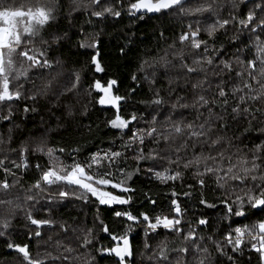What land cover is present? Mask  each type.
Instances as JSON below:
<instances>
[{
	"label": "trees",
	"instance_id": "16d2710c",
	"mask_svg": "<svg viewBox=\"0 0 264 264\" xmlns=\"http://www.w3.org/2000/svg\"><path fill=\"white\" fill-rule=\"evenodd\" d=\"M25 0H14L13 6L18 7ZM34 3L35 0H32ZM133 0H108L116 10L120 11L119 17L106 16L103 20L90 17L83 11H73L72 0H59L54 12L55 19L45 26L40 35L37 36L33 45L38 51L46 50L47 59L51 62L50 68H33L28 72V79L21 78L24 87L21 89L23 96L19 101L11 102V116L8 120L0 119V159L4 160V165L0 167V182L5 179L10 185L7 192L0 190V200L11 201V204H0V221L5 218L11 219L10 227L6 234L0 237V264H21L18 254L7 247L6 242L28 244L30 251L35 258L37 253L42 257L50 253L44 260V264H115L114 255H109L103 250L114 246V242L107 233L101 230L100 221L107 225L110 232L121 234L123 229L131 222L123 217H115L113 210L130 211L132 215L138 216L141 212L148 214L150 218L154 215L175 217L171 201L175 199L180 205L182 229L176 235L163 228H158L155 233L148 230L145 235L146 225L133 224L129 232V242L132 256L127 264H199L203 258L205 264H261L259 254L251 249V241L248 236L243 237L241 249L243 254L234 253L232 246L225 241V236L231 233L235 239L234 227H240L238 220L244 218L229 217L225 219V208L222 203L226 198L234 199L236 195H243L244 191L252 188L254 183L262 181L258 178L255 182L246 180L244 184L229 179L227 182L217 181V174L205 173L203 176L196 175L197 168L190 166L184 168L183 164L194 156L211 154L217 156L223 152L225 159L223 166L227 167V157H232V163H236L239 156L247 155L250 159L255 144L264 143V102H249L251 109L260 108L262 111L255 113V118L242 114L239 118L233 119L230 108L236 101L229 96L228 109L214 107L216 115L223 114V121H215L213 131L209 134L213 139L217 135H222L231 143L221 142L215 147H209L207 143L197 142L192 147V141H188L187 148H180L185 137L175 136L167 142L161 137L160 143L156 144L149 138H145L143 147L145 154L150 149H156L159 156L155 161L141 160L137 162L133 157L136 154L137 145L134 143L131 148L125 149L121 145L129 140L125 134L121 138L117 130L108 126V121L113 118L114 109L110 106H101L96 102L98 93L92 91L88 94L93 78L99 79L102 84H106L108 79L117 80L113 86L114 94L126 97L120 102V114L127 117L135 112L137 122L129 125L136 129H146L150 126V119L156 116V127L163 132L169 127V117L172 121L183 119L185 123L195 121L197 124L203 122L208 116L205 108H200L203 113L197 119L198 113L194 108H172V104L178 97H183L181 103L192 104L198 95H205L209 99L215 96L216 84L222 83L226 91L239 83L232 73L224 72L214 74L219 70L213 66L208 68L207 73H186L180 67V61L174 58V52L181 48L179 36L188 30V25L193 28L201 27V38L208 39L203 32V28L216 18L228 19L229 14L240 16L248 10L255 12L257 18L264 15L262 0H246L240 4L239 8H233V0H185L187 7L196 8L199 6L212 5L215 16L205 12L195 15H180L175 12L169 13H146L143 19H138L136 15L128 14L127 7ZM238 2V0H237ZM260 4V8L255 5ZM211 17V18H210ZM91 20V23H89ZM161 33L164 34L163 38ZM89 34L97 35V49L80 48L79 42L90 39ZM252 35V39L249 36ZM239 38L232 42L230 37ZM41 37L47 40L48 45L41 43ZM57 38L53 41V38ZM261 39H264L262 34ZM254 34H249L247 30H240L236 25H228L227 30H218L213 39H209V44L215 48L223 47V51L216 57L219 59L235 60L236 56L244 58L250 56L254 51L252 45ZM246 42V43H245ZM175 44V48L170 45ZM243 48L244 51H237ZM123 49V54H121ZM99 51L98 59L101 62L104 72L95 73L90 63L91 55ZM185 50V62L191 64V51L187 46ZM211 54V53H210ZM195 55V52L192 53ZM161 57H166L170 62L163 66ZM20 61L17 59V64ZM143 65V71H141ZM26 66V65H25ZM207 67V66H206ZM235 64L233 68L235 70ZM79 75V82L73 88L76 75ZM136 76V80L132 76ZM147 76L148 79L144 77ZM198 80L205 83L201 88L193 89L192 84ZM62 81L64 83H62ZM68 81V82H66ZM154 81V82H152ZM72 89L68 91L67 89ZM163 98L161 105L151 104L155 93ZM35 95L36 99L26 97ZM29 111L25 112V107ZM211 107V105H209ZM35 108V111H32ZM7 109L0 105V117L4 116ZM71 112V115L69 114ZM221 124L225 126L220 127ZM38 146L53 149V155L58 156L65 163H71L69 154L74 155L76 160L83 161L88 156L101 150L120 151L123 155L117 158V164L112 169L113 182L122 180L129 173L131 178L125 183L133 191L120 193L119 189H105L113 194L122 195L125 198L131 196V202L127 205H100L92 197H88V202L77 199V191L68 198H57L58 202L48 203V193H41L37 201H27L25 195H35L36 190L27 192L40 177L41 171L48 167L49 157L43 153L34 151ZM26 148L23 160L27 167H15L22 160L21 149ZM63 148L61 153L58 149ZM180 148L179 151L177 149ZM73 149H79L73 152ZM239 150V151H238ZM257 155L264 156V151ZM160 157H164L161 159ZM169 159H179V166L169 163ZM264 163V161H257ZM209 164L212 162L209 161ZM39 164L40 169L36 168ZM149 166H154L155 171L164 169L179 170L182 177L176 181L161 183L154 177L153 172L147 171ZM203 164L199 170L203 171ZM4 169L11 170L6 173ZM120 169L122 171H117ZM264 171V168H262ZM11 173H14L11 174ZM219 175L223 176L221 172ZM199 179L204 180V186L198 183ZM223 184V187L220 186ZM191 185V187H189ZM58 186H52L50 192L55 193ZM66 191L70 189L66 188ZM175 192L177 195L173 196ZM190 193V195H185ZM145 194L155 204L149 203ZM203 199L206 204H213L215 207L209 208L206 204H201ZM19 205V207H17ZM51 209L50 214L43 209ZM31 211L36 218H51L56 222L55 226L49 228L42 227L41 237L27 238L26 233L31 226L25 218V213ZM247 217L251 222H258L264 217H257V210L245 209ZM99 217V220L97 219ZM199 219H206V225H198ZM244 219V223H249ZM63 223L67 231L62 230L59 225ZM28 225V227H26ZM191 229H195L197 235L196 244L199 251L193 246L192 241H184V235ZM3 230V229H0ZM89 230L91 233L89 235ZM88 235L90 243L83 245L84 237ZM51 236V239L48 237ZM203 236V240L199 237ZM209 237L211 239H209ZM161 241L167 243V261H162L157 255L158 245ZM149 247H145V243ZM215 242V243H214ZM220 244L224 255L216 250V244ZM83 245V246H82ZM181 247H187L188 252L176 251ZM208 252L204 253L203 248ZM72 249L66 252L65 249ZM233 257L229 260L228 257ZM51 257H60L53 260ZM64 257H67L65 259Z\"/></svg>",
	"mask_w": 264,
	"mask_h": 264
},
{
	"label": "snow or ice",
	"instance_id": "6c2138e0",
	"mask_svg": "<svg viewBox=\"0 0 264 264\" xmlns=\"http://www.w3.org/2000/svg\"><path fill=\"white\" fill-rule=\"evenodd\" d=\"M73 11H83L87 13L90 17H95L98 20H103L106 16L119 17L120 11L116 10L108 0H72ZM14 0H0V105L7 109V112L0 119L8 120L11 116V102L19 101L24 95L21 89L24 87L23 83H16L21 81V78L28 79V72L33 68H50L51 62L47 59V52L44 49L37 50L33 45V42L37 36L40 35L41 31L45 26L49 25L52 20L55 19L54 12L58 6L59 0H25L20 6H13ZM246 3V0H233V8L238 9L240 4ZM264 3V0H262ZM256 8H260V4L255 5ZM128 14L136 15L138 19H143L146 13H169L175 12L180 15H195L203 14L205 12L212 13L213 16L216 13L213 10L212 5L199 6L196 8L187 7L185 0H133L127 7ZM264 12V9H261ZM211 18V17H210ZM91 23V20H89ZM197 26L193 28L192 24H189L188 30L181 33L179 36V43L181 48L174 52V58L180 61V67L186 71V73H207L208 68L213 66L215 63V68L218 69L219 73H232L238 78L239 83L233 85L229 91H226L225 87L222 86L221 82L216 84L215 96L211 99L205 95H198L192 104L181 103L183 97H178L177 101L172 104V108L175 109L177 106L180 108H194L196 109L199 118L203 113L199 112L200 108H205L208 112L207 118L203 122L196 123L195 121H190L185 123L183 119H178L172 121L169 117L170 126L165 128L163 132L159 131L156 127V116L153 115L149 121L150 126L146 129H136L133 131L129 125L133 122H137L138 118L136 113L133 112L127 117L120 114V102L126 100V97L114 94L113 86L117 84V80L108 79L106 84H102L99 79L93 78L91 83L90 91L88 94L91 96L92 91L98 93L96 102L101 106H110L114 109L113 118L107 123L111 129L117 130L120 133L121 138L125 134L129 136L127 142L122 143V147L125 149L131 148L135 143L136 154L134 159L137 162L141 160H153L155 161L159 156V152L156 149H150L147 154H145L142 145H144L145 138H149L153 143L159 144L161 137L165 142L170 138L175 136L185 137L180 148H187L188 141L191 140L192 147L194 148L197 142L207 143L209 147H215L221 142L231 143V141L226 140L222 135H217L214 139L209 135L213 131L215 121H223V114L216 115L213 112L214 107L223 108L225 111L228 109L229 96H231L236 103L230 108V112L233 114V119L239 118L242 114L246 116H251L255 118V113L262 111L260 108L251 109L249 102L261 101L264 102V39H261L262 34H264V15L257 18L255 12L248 10L246 13H241L240 16L229 14L228 19L216 18L213 22L208 23L206 27L203 28V32L207 35L208 39L201 38V27L199 26V21L196 22ZM236 25L240 30H247L249 34H254L253 49L254 51L250 56L241 58L236 56L235 60L232 59H219L216 61V57L223 51V47L215 48L209 44V39H213L218 30H227L228 25ZM97 35L89 34L90 39L85 38V40L79 42L80 48H91L97 49L98 40ZM164 34L161 33L163 38ZM238 36L230 37L232 42L238 39ZM57 38H53L55 41ZM252 39V35L249 36ZM41 43L48 45V41L41 37ZM246 43V42H245ZM185 46L191 51L188 55L192 56L191 64L185 62ZM170 47L175 48V44L170 45ZM123 49H121V54H123ZM237 51H244L243 48H238ZM195 52V55L192 53ZM211 53V54H210ZM100 53L95 51L91 55L90 63L93 66V71L95 73L104 72V68L98 59ZM17 59L20 61L17 64ZM163 61V66H167L170 63L166 57H161ZM235 64V70L233 65ZM26 65V66H25ZM207 66V67H206ZM141 71H143V65H141ZM148 79L147 76L144 77ZM132 79L135 81L136 76L133 75ZM79 82V75L75 77V82L73 83V88ZM154 82V81H152ZM205 81L198 80L197 83L192 84L193 89L201 88ZM71 91L72 89H67ZM27 99L35 100L36 96L31 95L26 97ZM151 104L161 105L164 103L163 98L159 93H155L154 98L150 101ZM211 105V107L209 106ZM24 111H29L26 106ZM35 111V108H32ZM71 115V112H69ZM225 125L221 124L220 127L223 128ZM177 149V151L180 150ZM22 160L20 164H16L13 161L15 167H27L26 162L23 160V154L27 151L26 148L21 150ZM34 151L43 152L49 157V165L41 171L39 179L27 189L28 193H31L33 189L36 190L35 195L26 194L24 199L27 201H37V198L41 193H48L47 200L49 204L58 202L57 198H68L70 194H75L79 191V195L76 196L77 199L83 200L85 203L88 202V197L94 198L96 202L100 205L112 206V205H127L131 202V196L124 197L122 195L113 194L111 191L105 189H119L120 193H128L133 191L132 188L128 187L125 181L131 178L129 173L124 179L113 182L111 177L113 176L112 169L117 164V158L123 155L120 151H107L101 150L96 153L91 154L83 161L76 160L74 155H70L71 163H65L58 156L53 155V149H47L42 146H38ZM59 152L63 153L64 149H58ZM79 149H73V152H78ZM239 151V150H238ZM261 151H264V143L255 144L252 150V156L249 159L247 155L239 156L236 163H232V157H227L228 165L223 166V161L225 159L224 153L219 152L217 156L211 154L194 156L192 159L188 160L183 164L184 168L190 166H195L197 168L196 175L198 177L203 176L205 173L217 174V181L227 182L229 179L238 181L240 184H244L246 180H251L255 182L258 178L262 181L259 184L253 185L252 188H248L244 191L243 195H236L234 199L226 198L222 201L225 208V219L229 217H237L248 219L249 223H244V219L238 220L237 223L241 224L240 227H234L233 231L235 233V239H233L231 233L225 236V241L228 245L232 246V251L240 255L243 254L241 245L243 244V237L248 236L251 241V249L259 254V260L261 264H264V218L260 219L258 222H251V218L246 215V207L257 210L255 216L264 217V163H258L257 161H264V156L257 155ZM164 159V157H160ZM212 163L209 164L208 162ZM170 164L175 163L179 166V159L168 161ZM203 164V171L199 170V166ZM4 165V160L0 159V167ZM40 165L37 164L36 168L40 169ZM6 173H10L11 170L4 169ZM117 171H122L117 169ZM149 172H153L154 177L158 179L161 183L167 181H176L182 177V173L179 170L164 169L163 171H155L154 166H149L147 169ZM223 172L224 175L221 176L219 173ZM14 175V173H11ZM198 183L201 187L204 186V180L199 179ZM52 186H58L55 193L49 191ZM223 187V184H220ZM10 187L8 181L5 179L0 182V190L7 192ZM191 187V185H189ZM68 188L70 191H66ZM173 196L177 194L172 193ZM185 195H190V193H185ZM145 198L149 200V203L155 204L154 200H151L145 194ZM11 201L0 200V204H11ZM201 204H206V201L201 199ZM173 205V211L175 212V217L169 218L168 216L154 215L150 218L148 214L143 212L140 213L139 217L132 215L130 211L113 210V215L115 217H123L126 221L131 222L123 229L121 234L117 235L110 232L107 225L100 221L101 230L108 234L110 239L114 242V246L105 248L103 251L107 252L109 255H114L115 264H127L128 260L132 256L131 245L129 242V232L132 230L133 224L139 225L141 223L145 224V235L148 234V230L153 233L157 231L158 228H163L179 235L182 229L179 227L181 224V213L182 210L180 205L175 199L171 201ZM207 207H215L213 204H206ZM19 207V205H17ZM46 213L51 212V209H43ZM25 218L31 226L26 233L27 238L31 240L33 237H41V229L44 226L49 228L55 226L56 222L51 218H36L33 216L31 211L25 213ZM99 220V217L97 216ZM208 221L206 219H199L197 221L198 225H206ZM11 219L5 218L0 221V237L5 236L6 230L10 227ZM28 227V225H26ZM59 227L67 231V228L63 223ZM91 230H89V235ZM51 239V236L48 237ZM184 241H192L193 246L199 251V245L195 242L197 241V235L195 229L189 230L183 237ZM203 240V236L199 237ZM209 239H211L209 237ZM88 235L83 239V245L90 243ZM215 243V242H214ZM8 249L14 250L21 261V264H44V260L47 256H51L50 253L42 257L40 253L34 258L28 244H19L13 242H6ZM82 245V246H83ZM145 247H149L147 242ZM182 253H187V247H181L175 249ZM216 250L224 255L223 249L220 244H216ZM66 252H71L72 249L66 248ZM167 243L161 241L158 245V252L153 255H157L160 260L167 261ZM204 253L208 252L205 247L202 249ZM53 260L59 259L60 257H51ZM67 259V257H64ZM229 260H233V257L229 256ZM199 264H205L202 258ZM234 264V262H233Z\"/></svg>",
	"mask_w": 264,
	"mask_h": 264
},
{
	"label": "rangeland",
	"instance_id": "374dc122",
	"mask_svg": "<svg viewBox=\"0 0 264 264\" xmlns=\"http://www.w3.org/2000/svg\"><path fill=\"white\" fill-rule=\"evenodd\" d=\"M66 82H68V81H66ZM62 83H64V82L62 81Z\"/></svg>",
	"mask_w": 264,
	"mask_h": 264
}]
</instances>
